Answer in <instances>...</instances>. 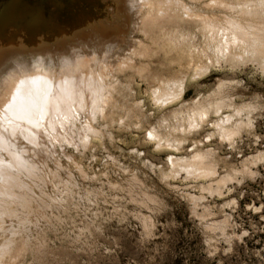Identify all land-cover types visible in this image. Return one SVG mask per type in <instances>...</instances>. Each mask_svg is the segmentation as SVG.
Segmentation results:
<instances>
[{"label": "rangeland", "instance_id": "rangeland-1", "mask_svg": "<svg viewBox=\"0 0 264 264\" xmlns=\"http://www.w3.org/2000/svg\"><path fill=\"white\" fill-rule=\"evenodd\" d=\"M12 5L0 264H264V0Z\"/></svg>", "mask_w": 264, "mask_h": 264}, {"label": "water", "instance_id": "water-1", "mask_svg": "<svg viewBox=\"0 0 264 264\" xmlns=\"http://www.w3.org/2000/svg\"><path fill=\"white\" fill-rule=\"evenodd\" d=\"M13 2H14V0H10L9 4H6L5 7L2 5V8H0V22L2 21V19L5 22V20H6L5 18L11 16L12 10H13V7H14L12 5Z\"/></svg>", "mask_w": 264, "mask_h": 264}, {"label": "bare ground", "instance_id": "bare-ground-1", "mask_svg": "<svg viewBox=\"0 0 264 264\" xmlns=\"http://www.w3.org/2000/svg\"><path fill=\"white\" fill-rule=\"evenodd\" d=\"M18 53H19L20 55H18V54L15 53V56H14L15 59H16V58H22L21 53H20V52H18ZM3 57L6 58V57H7V53L4 54ZM0 84H1V91H3V89L5 88V83L2 82V83H0Z\"/></svg>", "mask_w": 264, "mask_h": 264}, {"label": "snow or ice", "instance_id": "snow-or-ice-1", "mask_svg": "<svg viewBox=\"0 0 264 264\" xmlns=\"http://www.w3.org/2000/svg\"><path fill=\"white\" fill-rule=\"evenodd\" d=\"M30 111L28 109H25L24 112L20 115V118H23L24 115H29Z\"/></svg>", "mask_w": 264, "mask_h": 264}]
</instances>
